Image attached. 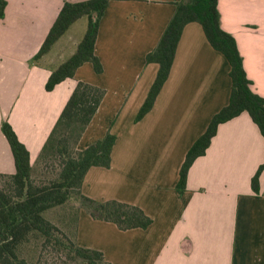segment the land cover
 Masks as SVG:
<instances>
[{
	"label": "crops",
	"instance_id": "0c3cea01",
	"mask_svg": "<svg viewBox=\"0 0 264 264\" xmlns=\"http://www.w3.org/2000/svg\"><path fill=\"white\" fill-rule=\"evenodd\" d=\"M64 1L80 0H6L0 18V123L11 124L33 165L76 84L103 88L76 149L109 131L115 135L111 162L91 166L81 192L96 201L136 205L151 218L144 229L121 230L80 206L73 230L77 244L101 251L112 264H264V169L258 191L251 187L264 161V137L247 112L217 126L205 153L189 167L185 190L176 189L187 150L228 103L225 56L211 46L198 22L185 24L165 82L150 110L135 121L158 69L145 56L180 0H110L94 44L102 71L84 62L72 77L46 90L51 71L74 53L87 26L85 16V22L78 18L32 62ZM217 8L221 28L235 39L251 90L264 97V0H217ZM77 21L82 35L67 54L69 38H62ZM14 172L0 129V173Z\"/></svg>",
	"mask_w": 264,
	"mask_h": 264
},
{
	"label": "trees",
	"instance_id": "16d2710c",
	"mask_svg": "<svg viewBox=\"0 0 264 264\" xmlns=\"http://www.w3.org/2000/svg\"><path fill=\"white\" fill-rule=\"evenodd\" d=\"M109 1H64L45 39L33 56L32 62L45 54L78 18L85 16L87 26L74 53L51 71L45 83L46 90H51L55 84L67 77H72L75 70L84 62H90L96 73L102 71V65L94 53V44L99 19ZM5 5L6 0H0V18L4 16ZM192 21L202 26L211 46L227 59L231 91L228 103L211 117L206 129L187 150L176 184L179 192H183L186 188L189 167L198 156L205 153L220 123L245 111L264 137V97L250 88L251 80L243 68L242 56L235 39L220 26L217 0H180L176 3L175 11L156 46L145 56V61L156 62L158 69L145 100L135 116V121L142 118L153 105L156 95L168 76L182 29L185 24ZM104 94L103 88L79 81L33 165L29 162V151L19 141L11 124L7 120L1 121L0 129L11 149L15 172L0 173V179L2 177L8 179L6 185L0 184V264H35L28 262L19 254L20 246L30 239L39 241V257L44 249L52 246L86 264H112L105 260L101 251L80 246L75 241L73 230L80 206L64 220V225L67 230L70 229L71 236L62 232L57 224L45 216L47 210L64 206L72 194L77 196L79 204L84 206L94 219L113 222L121 230L136 227L144 229L151 223V218L136 205L115 199L96 201L81 192L82 181L87 170L91 166L109 167L111 162V148L115 135L109 131L83 150L76 149L82 132L93 117ZM48 159L57 161L54 177L46 182L35 179L34 169L41 167L43 161ZM263 169L264 161L251 177V187L255 192L258 191V178Z\"/></svg>",
	"mask_w": 264,
	"mask_h": 264
},
{
	"label": "rangeland",
	"instance_id": "374dc122",
	"mask_svg": "<svg viewBox=\"0 0 264 264\" xmlns=\"http://www.w3.org/2000/svg\"><path fill=\"white\" fill-rule=\"evenodd\" d=\"M80 21H86L85 17H82V20ZM82 22L77 21L75 24H73L72 28L68 30V34L62 38V41L69 38V40L64 43L66 46L64 48V51L68 54L72 49L75 47V38H79L82 33L81 29L79 28V25ZM83 34L86 30L85 25L82 28ZM70 34V36H68ZM83 37V36H82ZM80 39V38H79ZM81 40V39H80ZM79 40V41H80ZM74 44V45H73ZM57 47V46H55ZM76 48V47H75ZM66 56V55H65ZM69 57V56H68ZM67 57V58H68ZM66 60V59H65ZM43 165L40 167H36L33 171V175L35 179H38L39 181L46 182L50 178H53L56 171H57V161L55 159H48L47 161H43ZM8 182L7 178H1L0 184L2 186L6 185ZM72 197L68 200V202L64 206L54 207L45 212V216L53 221L55 224L60 227L61 231L66 233L67 235H70L71 233L69 230H67L64 225V220L67 215H71V213L81 204H79L80 201H78V198L76 195L72 194ZM66 231V232H65ZM68 232V233H67ZM71 236V235H70ZM38 240L30 239L29 241L25 242L20 246L19 254L20 256L27 259L28 262L35 263V264H86L82 260L78 258H73L71 255H66L63 251L56 250L52 246H48L46 249L42 251L41 256L39 257V246H38ZM37 260V261H36Z\"/></svg>",
	"mask_w": 264,
	"mask_h": 264
}]
</instances>
